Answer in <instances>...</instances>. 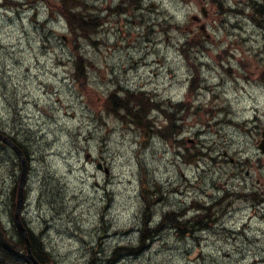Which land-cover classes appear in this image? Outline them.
Segmentation results:
<instances>
[{"label": "rangeland", "instance_id": "rangeland-1", "mask_svg": "<svg viewBox=\"0 0 264 264\" xmlns=\"http://www.w3.org/2000/svg\"><path fill=\"white\" fill-rule=\"evenodd\" d=\"M84 1L99 17L88 38L70 30L58 0H0V129L30 157L24 222L55 264H111L119 246L132 249L114 264H264V0H256L263 10L252 0ZM114 89L185 101L175 122L184 145L146 137L166 126L162 116L140 112L137 125L108 112ZM20 174L16 154L0 145L8 229ZM154 181L160 190L143 192ZM150 192L165 195L147 210L156 219L167 196L175 206L209 205L208 228L178 235L167 227L132 253Z\"/></svg>", "mask_w": 264, "mask_h": 264}, {"label": "trees", "instance_id": "trees-1", "mask_svg": "<svg viewBox=\"0 0 264 264\" xmlns=\"http://www.w3.org/2000/svg\"><path fill=\"white\" fill-rule=\"evenodd\" d=\"M136 0H130L127 1V5L134 4ZM62 16L65 18L69 28L73 32H78L81 34L82 37L88 38L92 33L98 31L99 26V17H97L94 14H91L90 12L85 10L86 4L84 0H59L58 4L56 5ZM121 7V6H120ZM261 9L263 7L259 5ZM86 61L84 57L77 53L76 59H75V65L76 70L83 74V63ZM83 67V68H82ZM81 74H76L77 77H80ZM84 75V74H83ZM264 79V73L262 75ZM129 89H123V90H112L108 94V97L106 99V110L112 114H114L117 117H123V115L126 118H121L126 121V119H130L134 121L137 125H144L138 122V115L141 116L140 112L143 113V117H146V113L148 112L149 108L151 107H157L160 109L164 117L168 120L169 116L172 114V112H169L165 108H161L160 103L150 102L149 99L144 96V93L137 92V96H133L131 93H129ZM132 91V90H131ZM141 99H144L145 102H143L141 105H139L138 108H134L132 103H134L136 100L140 102ZM175 108L178 110L179 108H183L184 110L188 108L187 105H183L182 103H179L176 105ZM129 112V114L125 112ZM174 114V113H173ZM135 116V117H134ZM134 117V118H133ZM137 118V119H135ZM171 124L173 125L172 119L170 117V126H164L162 127V130H157L159 133H164L166 129L168 138L171 136L170 128ZM175 130L177 131V126H175ZM20 146V145H19ZM22 149L23 147L20 146ZM190 160L195 159V154L189 153ZM150 187H155V189L158 191V186L155 182L152 184L143 183L141 188L143 192L150 189ZM16 188V187H15ZM15 188L12 191V194L14 196L15 194ZM144 199L147 201L145 203L146 206H149L151 203H153V199L147 200L144 196ZM13 204V203H12ZM199 214L195 215L194 221L197 220H206L210 218L209 213L206 211H210L209 206H204L199 204ZM202 213V214H201ZM147 219L145 218L142 220L143 227L140 230V238H139V244L137 249H140L143 243L151 238L150 235V228L147 226ZM174 228L181 229V231H184L185 228H183L181 225L177 224L174 226ZM187 230V228L185 229ZM8 229L3 225V223L0 220V264H33L29 258L26 255L25 250V244L24 242L18 237L14 236L15 231L13 229H10V241L9 236L7 235ZM28 237L31 244V250L33 256L39 261L44 264H51L54 263V258L49 250L46 249L45 244L43 243V240L40 239V237H36L32 231L28 230ZM131 247L128 246H119L115 248V250H118L120 253L125 250H131ZM89 264H94L93 262H90Z\"/></svg>", "mask_w": 264, "mask_h": 264}, {"label": "bare ground", "instance_id": "bare-ground-1", "mask_svg": "<svg viewBox=\"0 0 264 264\" xmlns=\"http://www.w3.org/2000/svg\"><path fill=\"white\" fill-rule=\"evenodd\" d=\"M139 91H140V93L143 94V90H140V89H137V90L135 89L132 91L130 90L128 92L136 97L137 92H139ZM179 109H183V108H179ZM185 109H188V108L185 107ZM184 111H186V110H184ZM9 141H10V139H9ZM3 145L7 146L8 145L7 141H4ZM24 150H25V148H24ZM25 155L27 157V160L30 161L29 154L27 153L26 150H25ZM150 195H151V198L147 199V200H151V199L154 200L155 194L153 192H150ZM160 197H161V199H163L165 197V195L161 194ZM166 200H167L169 207H168L166 213H163L158 219H156V216L154 217V215H152V214H151L152 215L151 216L150 212L147 211L150 208V206L153 207V205H155L154 202L151 203L149 206H146V209L142 215V220L144 219V217L148 218L147 219V226L151 230L150 231V235H151L150 239L156 238L157 237L156 235H159L160 233H162L163 230L167 227L175 229L176 233L178 235L179 234L185 235L187 233H191V235H194L196 232L205 231L208 228L207 223H205L204 220L201 219V220L194 221V217L189 215L190 209H191L190 207H186L184 205L175 206L173 201H172V198H170L168 196L166 197ZM143 201H144V203L147 202L144 199V196H143ZM12 209H13V212H12V219H13L15 209H14V207ZM191 210H193V209H191ZM0 220H1V218H0ZM1 222L6 227V225L4 224V222L2 220H1ZM22 223H23L24 227L26 228L27 233H28V230L31 231V229L27 226V224L24 222V220ZM141 223H142V227H143V222L141 221ZM177 224L181 225L185 229L187 228V230L184 229V231H181V229L174 228V226H176ZM12 225H13L12 229L15 231L14 236H18L24 242L23 237L18 232V230L14 226L13 222H12ZM32 233L34 234V232H32ZM7 235L9 236V240H8V242H9L10 241V229H8ZM36 237H40V236H36ZM40 239L42 240L41 237H40ZM29 243H30V241H29ZM24 244H25V242H24ZM25 250H26V244H25ZM138 251H139V249H136V250L132 251V253H137ZM121 255L122 254L118 250H114L112 253V257H111V264H114L115 262H117V260L120 258ZM109 260H110V258H109ZM39 263L44 264L42 262H39ZM51 264H55V261H54V263H51Z\"/></svg>", "mask_w": 264, "mask_h": 264}, {"label": "water", "instance_id": "water-1", "mask_svg": "<svg viewBox=\"0 0 264 264\" xmlns=\"http://www.w3.org/2000/svg\"><path fill=\"white\" fill-rule=\"evenodd\" d=\"M0 138H2L4 141H7V143H9L18 153L19 156H21L22 158V152L19 150L18 147H16L11 141H9V139L7 137H3L2 135H0ZM260 148L264 151V145L261 144ZM24 164V161H23ZM24 176H25V166L23 167V171L21 174V178H20V182H19V186H18V192H17V201H16V206H15V212H14V216H13V221H14V225L16 227V229L18 230V232L21 234V236L24 239V242L26 244V252H27V256L30 258V260L34 263V264H40L32 255L31 253V248H30V243H29V239H28V234H27V230L24 227L20 216H19V212L22 206V199H23V183H24Z\"/></svg>", "mask_w": 264, "mask_h": 264}, {"label": "flooded vegetation", "instance_id": "flooded-vegetation-1", "mask_svg": "<svg viewBox=\"0 0 264 264\" xmlns=\"http://www.w3.org/2000/svg\"><path fill=\"white\" fill-rule=\"evenodd\" d=\"M1 131V130H0ZM1 143V142H0Z\"/></svg>", "mask_w": 264, "mask_h": 264}]
</instances>
